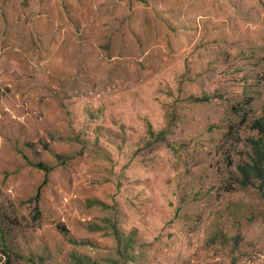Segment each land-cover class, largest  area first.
Segmentation results:
<instances>
[{
	"label": "rangeland",
	"instance_id": "rangeland-1",
	"mask_svg": "<svg viewBox=\"0 0 264 264\" xmlns=\"http://www.w3.org/2000/svg\"><path fill=\"white\" fill-rule=\"evenodd\" d=\"M78 261L264 264V0H0V264Z\"/></svg>",
	"mask_w": 264,
	"mask_h": 264
},
{
	"label": "trees",
	"instance_id": "trees-1",
	"mask_svg": "<svg viewBox=\"0 0 264 264\" xmlns=\"http://www.w3.org/2000/svg\"><path fill=\"white\" fill-rule=\"evenodd\" d=\"M36 167L39 168V169H42V170H44V171H46V172L49 170V169L45 168V166L42 165V164H40V163L36 164ZM1 250H2L4 253H6V251H5L3 248H1ZM77 263H78V264H83V263H81L80 261H78Z\"/></svg>",
	"mask_w": 264,
	"mask_h": 264
}]
</instances>
